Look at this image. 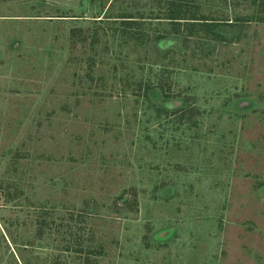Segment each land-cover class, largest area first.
<instances>
[{
    "label": "rangeland",
    "instance_id": "1",
    "mask_svg": "<svg viewBox=\"0 0 264 264\" xmlns=\"http://www.w3.org/2000/svg\"><path fill=\"white\" fill-rule=\"evenodd\" d=\"M0 264H264V0H0Z\"/></svg>",
    "mask_w": 264,
    "mask_h": 264
},
{
    "label": "trees",
    "instance_id": "2",
    "mask_svg": "<svg viewBox=\"0 0 264 264\" xmlns=\"http://www.w3.org/2000/svg\"><path fill=\"white\" fill-rule=\"evenodd\" d=\"M169 1H171V2H178V1H182V0H169ZM170 16L171 17L168 18V19H171V20H178V21H180V20H187V19L195 20L194 18H187V17H185L178 10L172 11Z\"/></svg>",
    "mask_w": 264,
    "mask_h": 264
},
{
    "label": "water",
    "instance_id": "3",
    "mask_svg": "<svg viewBox=\"0 0 264 264\" xmlns=\"http://www.w3.org/2000/svg\"><path fill=\"white\" fill-rule=\"evenodd\" d=\"M248 105H250V103L249 102H247V101H241L240 103H238L237 104V107L238 108H242V109H245V107H247Z\"/></svg>",
    "mask_w": 264,
    "mask_h": 264
}]
</instances>
